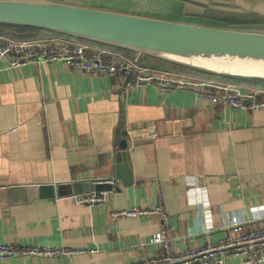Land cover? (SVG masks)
<instances>
[{"label": "crops", "instance_id": "1", "mask_svg": "<svg viewBox=\"0 0 264 264\" xmlns=\"http://www.w3.org/2000/svg\"><path fill=\"white\" fill-rule=\"evenodd\" d=\"M75 1L108 9L128 8L130 2ZM156 11L154 16H175L170 10ZM189 12L201 15L198 7ZM152 66L170 77L179 73ZM118 85L116 78L86 75L63 63L10 70L0 62V244L96 251L0 264H147L162 259L163 248L150 244L162 229L158 216H112L135 207L155 208L159 193L171 219L175 252L204 242L208 228L216 229L212 241L225 236L233 218L246 230L264 228V110L213 106L196 100L190 90L163 95L151 84L122 93ZM156 125L162 136L130 144L134 182L125 185L116 177L115 162L122 131ZM110 179L117 184L104 185L114 192L103 205H78L71 198L73 182H91L100 189L99 182ZM33 184L58 186L59 197L55 202H14L10 189Z\"/></svg>", "mask_w": 264, "mask_h": 264}, {"label": "water", "instance_id": "2", "mask_svg": "<svg viewBox=\"0 0 264 264\" xmlns=\"http://www.w3.org/2000/svg\"><path fill=\"white\" fill-rule=\"evenodd\" d=\"M129 1L128 8L108 9L75 0H0V26L36 29L54 37L125 51L133 54L136 64L148 69L155 70L146 63L150 59L200 76L264 88V74L237 70L241 65L264 66V26H233L189 16L192 13L186 11L197 8L189 0ZM156 9L170 10L175 16H154ZM214 62L218 65L209 64ZM157 129L122 131L115 162L116 177L125 185L134 182L127 155L130 144L162 136L164 132ZM99 185L102 188L91 182H73L70 188L75 195L106 189L105 184ZM9 192L16 203L26 199L55 202L59 197V187L53 184L19 186Z\"/></svg>", "mask_w": 264, "mask_h": 264}, {"label": "built area", "instance_id": "3", "mask_svg": "<svg viewBox=\"0 0 264 264\" xmlns=\"http://www.w3.org/2000/svg\"><path fill=\"white\" fill-rule=\"evenodd\" d=\"M1 61L10 70L41 62L63 63L86 75L116 78L119 82L118 89L122 93L153 84L163 95L190 90L196 100H206L213 106L224 105L243 111L264 110V88L180 71L176 74L172 72L170 77L162 71L139 66L121 51L61 37L16 40L0 34ZM100 183L110 184L112 187L117 184L113 179L101 180ZM113 192V189H104L73 195L71 198L78 205H103L109 201ZM157 199L158 205L152 209L135 207L112 213L113 217L148 220L152 216H158L161 219L162 229L151 238L150 244L161 246L164 257L150 260L147 264H264V228L246 230L238 218H233L231 224L225 227V236L212 241L210 238L216 229L208 228L204 242L182 252H175L170 237L171 219L165 213L163 195L159 193ZM76 254H96V251L86 249L68 252L31 244H0L1 262L14 258Z\"/></svg>", "mask_w": 264, "mask_h": 264}, {"label": "flooded vegetation", "instance_id": "4", "mask_svg": "<svg viewBox=\"0 0 264 264\" xmlns=\"http://www.w3.org/2000/svg\"><path fill=\"white\" fill-rule=\"evenodd\" d=\"M194 1L195 3L192 2L191 4L202 10V14L200 15L201 18L212 19L219 22H226L231 25L259 24L260 22L264 23V20H260L264 19V9H262V7L256 9L255 5H251V3L264 5V0H199L203 3L206 2L210 4L212 7L226 9L227 13H230V15L224 16L223 18L208 17L209 15H211V13L214 12V10H211V7L207 6L206 4H201L197 0ZM239 9H241L240 13L237 14V10ZM234 18L240 19L236 20Z\"/></svg>", "mask_w": 264, "mask_h": 264}, {"label": "trees", "instance_id": "5", "mask_svg": "<svg viewBox=\"0 0 264 264\" xmlns=\"http://www.w3.org/2000/svg\"><path fill=\"white\" fill-rule=\"evenodd\" d=\"M0 34L7 36L11 39H16V40H27L28 38H34L35 39L37 37H53V36H50L52 34H46L45 32H41V31L36 30V29L14 28V27H6V26H0ZM122 52L131 58L133 57V54H131V53H128L125 51H122ZM146 63L149 65L156 64L161 68H170V69L175 70V71L187 72V71L182 70L180 68L173 67V66L167 65L165 63L157 62V61L150 60V59L146 60ZM187 73H190V72H187Z\"/></svg>", "mask_w": 264, "mask_h": 264}, {"label": "rangeland", "instance_id": "6", "mask_svg": "<svg viewBox=\"0 0 264 264\" xmlns=\"http://www.w3.org/2000/svg\"><path fill=\"white\" fill-rule=\"evenodd\" d=\"M189 1H191V2H195L194 0H189ZM199 3H201V4H206L207 6H209V7H211V10H214V12L213 13H211V15H209L208 17H217V18H223L224 16H228V15H230V13H227V10L226 9H224V8H217V7H212L210 4H208V3H203V2H201V1H199V0H197ZM247 4H250V3H247ZM251 5H255L256 6V9L257 8H259V7H264V5L263 4H253V3H251ZM199 9V11L200 12H202V10L200 9V8H198ZM240 10L241 9H239V10H237V14H239L240 13ZM255 11H257V10H255ZM202 14V13H201ZM234 15H236V14H234ZM206 21H213V22H218V21H215V20H212V19H207V18H204ZM234 19H236V18H234ZM240 18H238V19H236V20H239ZM260 20H264V19H260ZM242 21V20H241ZM226 23V22H225ZM248 25H256V26H264V23L263 22H260L259 24H248ZM234 26V25H233ZM50 36H52V35H50ZM37 38H46V37H37ZM34 39V38H33ZM28 40V39H27ZM32 40V39H31ZM120 51V50H119ZM122 52V51H121ZM154 65V64H153Z\"/></svg>", "mask_w": 264, "mask_h": 264}, {"label": "bare ground", "instance_id": "7", "mask_svg": "<svg viewBox=\"0 0 264 264\" xmlns=\"http://www.w3.org/2000/svg\"><path fill=\"white\" fill-rule=\"evenodd\" d=\"M210 65H218V63H209ZM237 70L239 72L255 73V74H264V66L258 65H241L238 66Z\"/></svg>", "mask_w": 264, "mask_h": 264}]
</instances>
